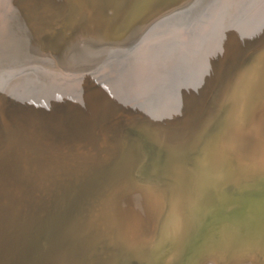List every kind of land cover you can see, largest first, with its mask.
<instances>
[{
    "label": "rangeland",
    "instance_id": "374dc122",
    "mask_svg": "<svg viewBox=\"0 0 264 264\" xmlns=\"http://www.w3.org/2000/svg\"><path fill=\"white\" fill-rule=\"evenodd\" d=\"M166 1L99 0L108 27L113 30L107 40L93 34L77 39L82 28L89 32L87 27L91 21V15L77 0L61 12L53 0L14 1L10 18L24 38L36 37L31 44L40 43L44 54L55 59L60 71L93 77L66 79L52 73L46 62L33 64L45 85L32 93L19 89L20 96L10 100L9 107L12 115L22 118L20 131L30 139L36 140L45 131V146H26L22 154L43 163L50 172L65 167L81 169L85 164L83 155L93 154V141L108 143L114 137L115 140L134 139L125 152L126 178L116 187L109 185L102 196L92 195L88 206L93 217L90 227L98 232L100 249L109 256L107 264H264V28L262 34L252 36L248 45L236 44L225 61L218 85L214 91L212 86L209 90L205 101L208 103L204 102L182 129H179V116L154 117L157 122L163 120L157 128L136 117V113H142V100H152V95L125 96L122 89L108 88L110 82L118 80L122 63L128 58L123 54L125 50L135 48L165 17L189 9L198 0H168L167 6ZM218 1L208 2L188 26L187 42L194 40ZM186 4L187 8L182 9ZM58 20L53 29L49 28L52 21ZM256 21L264 23V7L255 16L253 22ZM120 28L123 30L116 33L117 37H112ZM42 29L48 31L41 39ZM253 47L252 55L243 62L246 52ZM84 96H89L95 105L102 100L114 104L116 99H125L123 107L113 108L111 115L98 112L102 120L92 140L79 138V142L75 139L68 144L58 131L61 122L56 121V116L79 119L81 113L77 105ZM83 104L87 108V103ZM69 107L70 115L65 113ZM154 108L153 105L147 113L151 115ZM118 111L128 120L111 132L110 137L106 130L111 125L118 126ZM50 127L56 130L51 132ZM105 169L101 166L95 171ZM135 180L140 185L138 190L133 187Z\"/></svg>",
    "mask_w": 264,
    "mask_h": 264
},
{
    "label": "bare ground",
    "instance_id": "6f19581e",
    "mask_svg": "<svg viewBox=\"0 0 264 264\" xmlns=\"http://www.w3.org/2000/svg\"><path fill=\"white\" fill-rule=\"evenodd\" d=\"M14 1L16 0H0V264H107L109 256L105 250L100 249L98 232L93 226L90 227L93 217L88 211V206L91 205L92 195L99 197L105 193L106 188L114 184L116 187L126 178L125 152L133 144L134 139L124 140L122 137L115 140L114 137V140L108 143L93 141L91 143L93 154L83 155L85 164L81 166V169L65 167L50 172L46 170L43 163L29 159L22 154V150L26 146L35 145L36 148L45 146L43 143L46 137L45 131L42 135L39 133L40 135L37 136L36 140L30 139L20 131L22 118L17 116L16 118L12 115L9 107L10 100L20 96L19 89L32 93L41 90L45 85L33 64L46 62L52 68V73L66 79H93V77L91 75H71L60 71L55 64V59L49 54H44V49L40 48V43L31 44L34 42L33 40H37L36 37H33L32 40L27 36L24 38L20 34V28L10 18L11 6ZM72 1L53 0L60 12L66 10ZM77 1L91 15V21L87 27L90 33L80 28L82 31L78 34L77 39H85L87 34H93L103 40L109 39L106 37L113 30L110 31L111 28L108 27L107 19L103 16L105 10L102 9L104 7L101 8L99 0ZM210 1L198 0L189 9L175 12L154 25L155 27L153 26V29L135 48L124 51L123 54L128 58L122 63L118 80L109 83L108 88L122 89V94L125 96L128 94H133L135 97L152 95V100L147 98L142 100L144 103L143 109H141L142 113H136V117L142 118L156 128L163 124V120L157 122L155 118L177 116L180 117L179 129L185 127L208 98L211 86L213 91L215 90L218 85L217 81L222 75L225 61L236 44L242 42V44L248 45L252 36L255 38L263 32L264 23L253 22V20L264 7V0H219L213 13L207 15L206 20L202 22L194 40L187 42L188 26L200 12L204 11L205 6ZM148 7L150 8V6ZM185 7L187 8V4L181 8L184 9ZM57 22L59 20L52 21L49 28L53 29ZM197 24L198 22H195V25ZM123 28L116 29L115 36L112 37L116 38V33L119 34ZM46 31L48 30L42 29L41 39ZM61 43L63 44V42ZM66 51L68 52V50ZM242 53L244 51L240 52L237 57ZM260 55L257 58H260ZM261 57L263 56L261 55ZM124 99V97L122 98L123 101L116 99L114 104L102 100L101 103L95 105L93 101H90L89 96H84L77 105L81 113L79 119L69 116L64 118L60 116L61 114L56 116V121L61 122L58 131L68 144H71L75 139H78L76 143L79 142V138H86L90 141L93 139L94 130L102 120L98 112L102 111L105 115H111L113 108L123 107ZM83 102L87 103V108ZM205 103L207 104L208 101ZM26 104L28 105V103ZM153 105L155 108L151 112L152 117L147 112L153 109ZM70 112L71 108L69 107L65 113L70 115ZM116 116L118 126H107L106 131L110 137H112L111 132H115V129L128 120L122 117L121 111L116 112ZM53 129L50 127L51 132ZM138 144L137 146L140 147ZM201 158L198 156L199 160ZM101 166L102 168L106 167V169L102 172L95 171ZM145 176L147 177V175ZM146 177L145 179H147ZM210 179L212 180V178ZM195 186H198L197 183ZM133 187L137 190L140 188L136 180ZM172 188L170 186V189ZM188 202H190L189 199ZM190 214L193 216L192 212ZM171 221L170 224L173 223ZM232 221L235 223L234 220ZM179 225L181 226V224ZM107 239L108 242L111 241L109 238ZM86 244L88 246L85 247ZM201 244L203 243L201 242ZM90 247L94 248L90 250Z\"/></svg>",
    "mask_w": 264,
    "mask_h": 264
},
{
    "label": "water",
    "instance_id": "95a60500",
    "mask_svg": "<svg viewBox=\"0 0 264 264\" xmlns=\"http://www.w3.org/2000/svg\"><path fill=\"white\" fill-rule=\"evenodd\" d=\"M253 49H254V47H253V48H250V50H248V51L246 52V54H245V56H244V58H243V62L247 59L248 55H250V56L252 55L251 51H252ZM250 53H251V54H250ZM99 61H100V60H99ZM99 61H98V62H99ZM98 62H97V63H98ZM97 63H96V64H97Z\"/></svg>",
    "mask_w": 264,
    "mask_h": 264
}]
</instances>
